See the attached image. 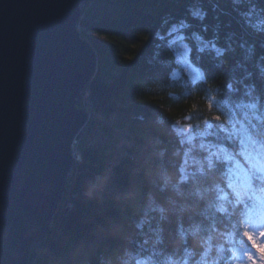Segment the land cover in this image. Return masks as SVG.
<instances>
[{
    "label": "trees",
    "instance_id": "trees-1",
    "mask_svg": "<svg viewBox=\"0 0 264 264\" xmlns=\"http://www.w3.org/2000/svg\"><path fill=\"white\" fill-rule=\"evenodd\" d=\"M79 27L97 51L98 70L78 105L86 108V99L110 121L90 119L87 125L92 122L110 137L122 130L134 136L156 132L171 178L155 182L124 155L110 169L111 187L123 192L135 185L155 206L134 217L106 199L89 200L86 186L108 171L113 146L93 143L83 129L76 144L82 160L68 178L54 235L32 247L30 264H73L76 247L97 244L94 233L110 225H123L128 242H99L90 264H106L125 247L133 264H168L174 241L191 229H199L204 246L189 237L176 256L180 264H229L245 217L243 204L224 197L229 163H207L198 143L188 145L173 129L179 122L211 124L198 134L212 145L238 153L243 136L264 148V0H94L83 5ZM175 35L187 42L202 79L174 76ZM214 118L232 122L236 131H224Z\"/></svg>",
    "mask_w": 264,
    "mask_h": 264
},
{
    "label": "water",
    "instance_id": "water-1",
    "mask_svg": "<svg viewBox=\"0 0 264 264\" xmlns=\"http://www.w3.org/2000/svg\"><path fill=\"white\" fill-rule=\"evenodd\" d=\"M93 1L0 0V264H30L54 235L98 70L79 30Z\"/></svg>",
    "mask_w": 264,
    "mask_h": 264
},
{
    "label": "rangeland",
    "instance_id": "rangeland-1",
    "mask_svg": "<svg viewBox=\"0 0 264 264\" xmlns=\"http://www.w3.org/2000/svg\"><path fill=\"white\" fill-rule=\"evenodd\" d=\"M80 7L82 9L83 4ZM79 30L81 31L80 27ZM88 35L93 40H102L94 33L89 32ZM171 43L178 61L174 76H185L192 81L202 79V72L195 68L189 60V46L183 37L175 35L171 39ZM84 103L87 105L86 109L90 114L89 120L104 125L110 124V121L102 114L94 112L89 107L88 100L85 99ZM214 120L218 122L224 131L229 133L236 131L232 122H222L218 118H214ZM91 123L84 128L83 133L90 132L93 143L97 145L108 143L113 146L111 155L106 162L108 171L122 156L130 155L134 159L136 169L145 171L155 182L159 180L165 182L171 178L166 171L163 152L158 148L159 136L156 132L134 136L128 131L122 130L114 132V135L110 137L104 133L101 127L92 126ZM200 128L207 132L210 130L211 124L203 127H191L189 124L179 122L173 130L182 139H185L188 145L190 143L193 146L198 143L201 153L205 154L204 161L207 163L211 164L214 160H224L229 163L225 177L227 190L224 192V197L231 195L235 202L243 204L245 209V217L241 223L243 238L232 247V259L229 264H264V255L256 250L253 243L245 235L251 233L256 242L264 245V148L257 142L249 139L243 140L244 137L242 136L239 142L240 150L238 153H233L224 147L215 146L204 141L198 134ZM74 164L70 175L75 172L73 171L76 168ZM129 189L122 192L110 186V189L104 195V199L120 211L134 217L144 216L146 211L155 206L153 199H143L138 190L133 205H118L115 198L121 193L129 191ZM247 256H251L252 259H247Z\"/></svg>",
    "mask_w": 264,
    "mask_h": 264
},
{
    "label": "clouds",
    "instance_id": "clouds-1",
    "mask_svg": "<svg viewBox=\"0 0 264 264\" xmlns=\"http://www.w3.org/2000/svg\"><path fill=\"white\" fill-rule=\"evenodd\" d=\"M112 183V174L110 171L97 176L92 182H90L85 189V196L89 200H95L98 203H103L104 195L110 189ZM193 194H198L199 189L193 187ZM137 196V189L135 185L130 187L129 191L121 193L115 198V202L118 205L131 206L134 204ZM185 211H189V208H185ZM94 236L96 237L97 244L106 239L122 240L125 243L128 242L123 225H110L107 230L98 229ZM191 238L194 244L203 247V243L200 240L199 229L189 230L187 236L181 235L175 241L173 245V253L168 256V264H180V261L176 259V256L186 245L188 238ZM97 244L81 243L76 247L73 253V264H90V257L94 254ZM133 255L130 249L124 248L122 254H116L113 259L106 261V264H133Z\"/></svg>",
    "mask_w": 264,
    "mask_h": 264
},
{
    "label": "snow or ice",
    "instance_id": "snow-or-ice-1",
    "mask_svg": "<svg viewBox=\"0 0 264 264\" xmlns=\"http://www.w3.org/2000/svg\"><path fill=\"white\" fill-rule=\"evenodd\" d=\"M247 238L253 243L254 247L258 252H260L262 255H264V245L256 242L255 237L251 233H246L245 234ZM247 259H252L251 256H247Z\"/></svg>",
    "mask_w": 264,
    "mask_h": 264
},
{
    "label": "built area",
    "instance_id": "built-area-1",
    "mask_svg": "<svg viewBox=\"0 0 264 264\" xmlns=\"http://www.w3.org/2000/svg\"><path fill=\"white\" fill-rule=\"evenodd\" d=\"M90 3H92V2H90ZM76 144H77V138H76V140L74 142V146H73V157H74L75 163L80 162L82 160L81 152L76 149Z\"/></svg>",
    "mask_w": 264,
    "mask_h": 264
}]
</instances>
